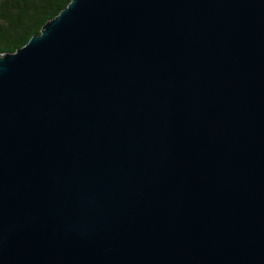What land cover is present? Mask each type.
Segmentation results:
<instances>
[{"label": "water", "instance_id": "water-1", "mask_svg": "<svg viewBox=\"0 0 264 264\" xmlns=\"http://www.w3.org/2000/svg\"><path fill=\"white\" fill-rule=\"evenodd\" d=\"M0 264H264V0H72L0 55Z\"/></svg>", "mask_w": 264, "mask_h": 264}, {"label": "trees", "instance_id": "trees-1", "mask_svg": "<svg viewBox=\"0 0 264 264\" xmlns=\"http://www.w3.org/2000/svg\"><path fill=\"white\" fill-rule=\"evenodd\" d=\"M72 0H0V55L16 53Z\"/></svg>", "mask_w": 264, "mask_h": 264}]
</instances>
